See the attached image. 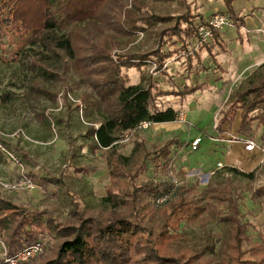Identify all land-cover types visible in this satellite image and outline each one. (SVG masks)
<instances>
[{
  "label": "trees",
  "instance_id": "trees-1",
  "mask_svg": "<svg viewBox=\"0 0 264 264\" xmlns=\"http://www.w3.org/2000/svg\"><path fill=\"white\" fill-rule=\"evenodd\" d=\"M174 1L180 3L181 12L165 16L152 13L148 4ZM222 1L232 26L243 28L245 22L233 8L238 0ZM194 5L195 1L188 0H0V111L31 112L49 132L65 126L68 133L72 124H88L80 134L79 152L70 149L59 177L49 172L37 176L27 173L43 189L54 188L50 198H65L76 224L58 223L53 210L30 208L0 194V244L7 255H15L43 237L52 239L53 244L38 264H194L200 257L207 258V264H217V260L223 264H264L262 244L250 243L246 225L240 221L244 192H250L252 204L264 206V182L251 190L223 180L239 178L248 184L255 181L257 168L245 173L224 166L214 172L197 196L184 182L159 211V226L155 225L157 213L151 204L172 188L160 178L141 180L149 167L165 173L179 141L173 138L160 147L149 146L139 137L140 124L175 122L178 112L172 107L161 110L159 103L166 97H193L206 87V83L185 82L177 88L166 64L182 60L188 79L207 70L201 59L203 51L216 65L212 49H223L220 31L211 32L213 43L194 49L197 28L209 17L197 13ZM137 35L151 47L144 51L132 48ZM150 62L156 65L154 74L145 72ZM263 69L261 65L229 95L217 118L215 130L219 134L239 118V136L255 141L260 129L263 139ZM130 70L140 73L137 84H132ZM155 75L171 89L164 90ZM61 93L66 102L64 117L44 105L55 109ZM64 93L73 95L77 103L71 104ZM125 135L133 138L127 157L120 151ZM9 148L0 140V161L7 158L33 166L27 152L17 149L14 156ZM83 149L92 157L103 152L111 179L95 211L82 207L76 193L67 187L76 177L94 171L81 162ZM215 222L221 232L218 242H213L207 231ZM192 225L199 226L207 240L201 250L193 248L195 254L182 261L186 258L183 250L190 249L193 240L187 232ZM163 245L174 246L176 252L162 253Z\"/></svg>",
  "mask_w": 264,
  "mask_h": 264
},
{
  "label": "rangeland",
  "instance_id": "rangeland-1",
  "mask_svg": "<svg viewBox=\"0 0 264 264\" xmlns=\"http://www.w3.org/2000/svg\"><path fill=\"white\" fill-rule=\"evenodd\" d=\"M188 1H195L196 12L202 14L205 19L209 16L207 21L197 28L198 43L194 45V49L197 50L200 45L213 43V34L204 36L208 32L207 26L211 20H213L216 27L223 24L222 29L215 31H220V36L225 42H223V49L220 47L212 49L217 64L212 63L209 54L203 51L201 59L205 58L206 65L208 66V68L206 67L207 70L192 74L188 79L185 78L182 60L170 61L166 64L167 73L174 78L173 80L177 88H181L185 82L190 84L206 83V87L193 97L183 100L176 97H166L159 103L161 110L172 107L178 112L177 120L174 123L163 125L152 124L151 127L146 129H139L141 131L139 137L145 138L149 146L155 145L160 147L166 141L173 138L179 141V147L170 157V163L167 166L168 168H173L172 175H168V168L164 174H161L149 167L141 177V180H148L149 178L163 179L172 188L170 193L161 197L164 198L162 201L160 200L161 198L157 199L151 204L152 207L150 206L157 213L158 222L155 224L157 226H159L158 223L160 221L159 211L163 210L162 208L166 200L176 189L180 188L185 182L194 190L196 196L200 195L206 189L207 183L213 176L211 173L217 171V162L224 164L228 154L231 152L238 153L239 146L234 144L231 147L230 145L232 137H229V135L233 133L227 131L226 136L219 137L220 134L217 136L218 133L215 130L217 118L220 111L226 108L225 104L229 95L239 90L247 78L261 65H264V41L259 39V41L249 42V40L256 38L254 35H246L248 33L246 24L248 23L249 25L251 23V25L258 28L257 32H262V37H264V0H238L233 4L236 15L242 17L243 22H245L244 27L241 29L232 26L231 19L225 12L222 0ZM148 4L152 13L154 12L156 15L161 16L173 15L182 10L180 3L177 1ZM217 15L222 17H216ZM157 27L160 28L161 24ZM202 28L204 29L203 34L200 33ZM137 36L135 42L131 45L132 48L136 46L140 51H144L151 47V43L147 44L144 42L142 35ZM155 67L154 63H147L145 72L147 74H154ZM262 72L264 73V69ZM128 74L132 84L139 82L140 73L138 71L130 70ZM154 78L161 82L164 90L171 89L170 84L166 83L159 75H155ZM64 94H67L71 104L77 103L73 95ZM65 104L66 102L62 97V93L58 96L57 107L55 109L51 108L52 106L48 103H44V105L49 107L50 112L60 117H64L65 115ZM236 121L239 123V118H236ZM71 126L72 128L68 133L65 130V126L61 129L53 128L49 132L43 129L31 112L18 111L13 114L0 111V140L9 145V150L13 154L17 152V149L27 152L33 163V166H25L19 162L3 158V161H0V194L11 197L15 203H22L30 208L41 206L50 211L53 210L51 211L53 217L56 218L58 223L63 224L67 222L68 224H76L70 217L69 207L63 201L65 198L61 197L60 200L50 198L54 193V188L50 186L47 190L43 189L28 178L27 173L31 172L34 176H37L44 174V172H49L56 174L57 177L60 176V169H62L63 163L69 156L70 149L73 148L79 152L78 148L82 146L80 134L84 133L85 127L88 124L82 121L83 127L79 125L77 127L74 125L73 127V124ZM261 135L255 138L258 144H264V137L261 139ZM195 138H201L202 141L198 151L191 152L188 146ZM214 140H217V145H215ZM121 145L123 148H121L122 150L120 149L122 154L126 157L129 156L133 146V138L125 135ZM102 154L103 152H96L94 157H92L87 149H83L80 153V160L83 164L94 168V171L87 175L76 177L73 184L68 183L67 185L71 192L76 193L75 197L81 206L92 207V211L98 210L99 199L105 195V188L110 185L111 180ZM254 154L260 156L258 153ZM259 160L253 165L254 168L251 171H247V169L243 171L250 173L257 168L258 174L254 179L255 181L247 184L240 182L239 178L224 177L226 179L223 180H231L232 184L236 187L246 188L248 186L251 190L256 189L264 182V161L261 160V156ZM235 162L240 163L241 161L236 160ZM23 178L32 182V185L35 187L31 189L24 188L20 185ZM13 185H17V189L11 188ZM64 190H66V187H64ZM242 196H244V200L240 208V221L246 225V234L250 243L252 245L262 244L264 248V206L252 204L249 191L244 192ZM199 228L197 225H192L191 229H187V232L192 233L190 235L194 241H190V249L183 250L186 258L182 261L195 254L192 253L193 248L199 251L202 249L204 243H206V236L204 237L203 232ZM208 230L212 235L213 242H218L221 238L219 223L215 222L208 225ZM47 242L48 244L43 248L41 254L26 262L18 263L35 262L38 264L53 244L52 239L47 240ZM160 251L162 253L174 254L176 249L174 246L163 245ZM5 252L4 246L0 244V264H13L11 262L8 263L7 259L9 255H5ZM178 254L180 255V252ZM208 258L210 257L208 256ZM206 259L200 257L194 260V264H207L208 260ZM227 259H230V255ZM227 259L224 261L227 262ZM217 264L223 263L217 260Z\"/></svg>",
  "mask_w": 264,
  "mask_h": 264
},
{
  "label": "built area",
  "instance_id": "built-area-1",
  "mask_svg": "<svg viewBox=\"0 0 264 264\" xmlns=\"http://www.w3.org/2000/svg\"><path fill=\"white\" fill-rule=\"evenodd\" d=\"M216 17H222V16L217 15ZM222 27H223V24L217 25V27H216L215 24L213 23V20H211L209 25L207 26L208 32L205 33L204 36L206 37L207 35L211 34L212 31H215L217 29L220 30V29H222ZM200 31H201L200 33L203 34L204 29L202 28ZM151 126H152L151 123L143 122L140 124L139 129H146V128L151 127ZM201 141H202L201 138H195L192 142L189 143V146H188L189 150L191 152L198 151L200 144H201ZM240 142L243 144V149L245 152L250 153V154L258 153L261 156V160L264 161V145L258 144L256 141L250 140V139H242V140H240ZM222 168H223V165L218 163L217 164V170H220ZM168 169H169V170H167L168 175H172V171H173L172 169L173 168L170 167ZM213 174H214V172L211 173V175H213ZM20 185H22L26 189H31V188L35 187L34 185H32V182H30L29 180H26L25 178H23ZM11 188L17 189V185H13ZM163 199L164 198H161L160 200L162 201ZM47 240H48L47 238H43V237L38 238V240L33 245L23 249L20 252H17L15 255L8 256V259H7V261H9L8 263L11 262L13 264H20L18 262H26L30 259L35 258L37 255L42 253L43 248L48 243ZM5 255H6V252H5Z\"/></svg>",
  "mask_w": 264,
  "mask_h": 264
},
{
  "label": "crops",
  "instance_id": "crops-1",
  "mask_svg": "<svg viewBox=\"0 0 264 264\" xmlns=\"http://www.w3.org/2000/svg\"><path fill=\"white\" fill-rule=\"evenodd\" d=\"M261 27H263L261 25ZM246 29L248 31V33L246 34L247 36H252L254 35L256 39L254 40H249V42H252V41H259V39H261V41H264V37H262V32H257V29L256 27H254L253 25H251V23L248 25V23L246 24ZM221 40L223 42H225V40L223 38H221ZM248 40V39H247ZM207 54V53H206ZM203 54H201V57H202ZM202 62L203 64L208 67L206 65V60L205 58H202ZM238 121L235 120L234 124L232 127H226L224 129V133L223 135L219 133L217 134V136L219 135V137H222V136H226L227 135V131H229L230 133H233V134H230L229 137H232V141L230 143L231 147L234 145V144H237L239 147V150H238V153H234V152H231L230 154L227 155L226 157V160H225V163L223 164L224 166H231V167H237L239 170H242L244 171L245 169H247V171H251L254 167L253 165L256 164L259 160V157L258 155H255L254 153L253 154H250V153H247L244 151L243 149V144L240 142V140L244 139L243 137L239 136L236 132L237 130V127L239 125V123H237ZM174 123V122H173ZM160 125H163V124H160ZM260 129L257 131L256 133V137L258 135H261L263 134L262 132L260 133ZM262 136V135H261ZM215 139V138H213ZM217 140H214L215 142V145H217L216 142ZM221 142V141H220ZM218 145H220L218 143ZM226 147V146H225ZM236 160H240L241 162L240 163H237L235 162ZM217 163H221V162H217ZM237 164V165H236Z\"/></svg>",
  "mask_w": 264,
  "mask_h": 264
}]
</instances>
